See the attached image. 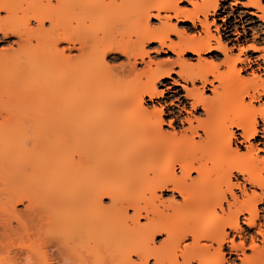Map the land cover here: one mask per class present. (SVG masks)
I'll use <instances>...</instances> for the list:
<instances>
[{
  "label": "bare ground",
  "instance_id": "6f19581e",
  "mask_svg": "<svg viewBox=\"0 0 264 264\" xmlns=\"http://www.w3.org/2000/svg\"><path fill=\"white\" fill-rule=\"evenodd\" d=\"M0 264H264V0H0Z\"/></svg>",
  "mask_w": 264,
  "mask_h": 264
},
{
  "label": "rangeland",
  "instance_id": "374dc122",
  "mask_svg": "<svg viewBox=\"0 0 264 264\" xmlns=\"http://www.w3.org/2000/svg\"><path fill=\"white\" fill-rule=\"evenodd\" d=\"M5 47V46H4ZM148 49H150V51H152V49L153 48H148ZM151 58L154 60V61H161V60H165V59H167V58H169L170 60H174V56H171V55H156V54H154V53H152L151 55ZM138 69H142V67L141 66H138ZM161 89V88H160ZM163 89V88H162ZM209 95V94H208ZM174 97L175 96H173L172 94H166V96H165V98L163 99V100H161V102H165V104H163L164 106L165 105H168L173 99H174ZM154 103H156V102H154ZM164 130H166L167 131V129H164ZM144 188V187H143ZM143 188H139L140 189V191L138 190V192H141L142 190L144 191V189ZM235 194L236 195H239V193L238 192H235ZM160 195V194H159ZM161 197H162V200H170L171 199V195L170 194H161L160 195ZM170 198V199H169ZM176 200L177 201H179L180 199L179 198H176ZM104 204H108V201L107 200H105L104 201ZM18 209H21V208H18ZM163 239V237L161 236V237H159L157 240H156V243L158 244V243H160L161 242V240Z\"/></svg>",
  "mask_w": 264,
  "mask_h": 264
}]
</instances>
